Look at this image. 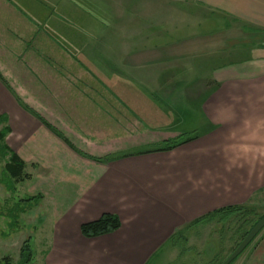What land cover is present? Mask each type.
Returning <instances> with one entry per match:
<instances>
[{"label":"crops","instance_id":"0c3cea01","mask_svg":"<svg viewBox=\"0 0 264 264\" xmlns=\"http://www.w3.org/2000/svg\"><path fill=\"white\" fill-rule=\"evenodd\" d=\"M0 114L39 264L165 263L264 188V0H0Z\"/></svg>","mask_w":264,"mask_h":264},{"label":"rangeland","instance_id":"374dc122","mask_svg":"<svg viewBox=\"0 0 264 264\" xmlns=\"http://www.w3.org/2000/svg\"><path fill=\"white\" fill-rule=\"evenodd\" d=\"M5 127L8 130V119L5 115L0 114V132ZM7 134L5 133L0 140V147L2 145L6 147L0 149V264H5L7 261L11 264H17L21 244L29 236L31 237V248L36 256L30 264H39V256L36 253L38 248L33 239L35 237L33 224L29 228L30 220L32 218L34 220L38 213H34L35 210L34 212L30 210L32 206H35V201L27 200L31 198L29 190L34 165L31 167L25 164L23 176L28 175V178L24 180H14L8 176L5 171V163L10 159L11 153L14 152L9 150L7 142H5ZM186 135L190 136L191 134L188 132ZM262 215H264V188L253 195L241 211L224 217V219L221 216H216L206 224L201 223V227L195 226L187 231L185 233L186 240L182 246L179 248L171 247L166 250L167 255L169 251L170 257L165 260L167 262L165 263L221 264L236 249V245L240 243L250 227ZM263 238L264 228L230 264H245L251 251L256 249L257 244ZM181 249L183 253H180Z\"/></svg>","mask_w":264,"mask_h":264},{"label":"trees","instance_id":"16d2710c","mask_svg":"<svg viewBox=\"0 0 264 264\" xmlns=\"http://www.w3.org/2000/svg\"><path fill=\"white\" fill-rule=\"evenodd\" d=\"M32 114L34 116L38 117V119H40L46 125V127L50 128L55 134H57V136H60V135H58V133L53 128H51L48 124H46L43 121V119L41 117H39L36 113L35 114L32 113ZM213 128L214 127H212V129ZM5 133H8L7 127L2 129V131L0 132V140L4 137ZM187 140L188 139L185 140V139L179 138V139H174V141H166L163 143V148L160 149V151L172 150V149H174V147H177L179 145L186 143ZM4 148H6V147H4L3 145H2V147H0L1 150ZM97 161L103 162L100 159H97ZM24 168H25V164H23V162L18 158L16 153H11L10 159L5 163V171L8 174V176L14 180L15 179L20 180V181L24 180V179L28 178V175L23 176ZM27 200L37 201L38 198L37 197H31L30 199H27ZM242 208L243 207H235V208L230 207V208L223 209L222 211L221 210L213 211L208 216L201 217L199 220L193 222L191 225H199L203 222H208L216 216H221V218L224 219V217H228V216L234 214L235 212L241 211ZM262 216H264V215H262ZM261 217H259L258 219H260ZM257 221L258 220H256L254 222V224L250 227V229L256 224ZM119 227H120L119 218H117L115 215L108 213V214H102L100 217H98V219L96 221L88 222L86 224L81 225L79 228V231H81V234L84 238H96L98 236L108 235L109 233L115 232L119 229ZM246 234H245V236H246ZM21 245L22 246H21L19 253H18L19 254L18 255L19 260H18L17 264H29L30 261L32 260V256H31L32 252H31L29 240H25ZM5 264H11V263L9 261H7V262H5Z\"/></svg>","mask_w":264,"mask_h":264},{"label":"water","instance_id":"95a60500","mask_svg":"<svg viewBox=\"0 0 264 264\" xmlns=\"http://www.w3.org/2000/svg\"><path fill=\"white\" fill-rule=\"evenodd\" d=\"M264 228V216H262L256 224L247 232L246 236L236 245V249L233 250L221 264H230L236 260L237 256L240 255L248 246L249 243L257 236L259 231Z\"/></svg>","mask_w":264,"mask_h":264}]
</instances>
